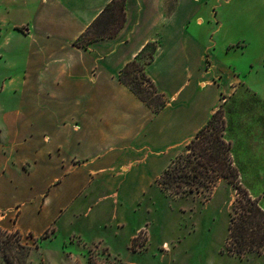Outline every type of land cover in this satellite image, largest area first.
<instances>
[{"label": "crops", "instance_id": "1", "mask_svg": "<svg viewBox=\"0 0 264 264\" xmlns=\"http://www.w3.org/2000/svg\"><path fill=\"white\" fill-rule=\"evenodd\" d=\"M110 1L36 0L8 32L23 44L0 80V96L13 95L0 98L2 230L39 237L89 217L124 227L222 102L228 114L242 100L264 102L213 53L220 10L234 0H126L117 35L78 44ZM151 41L147 74L168 98L159 112L120 80Z\"/></svg>", "mask_w": 264, "mask_h": 264}, {"label": "rangeland", "instance_id": "2", "mask_svg": "<svg viewBox=\"0 0 264 264\" xmlns=\"http://www.w3.org/2000/svg\"><path fill=\"white\" fill-rule=\"evenodd\" d=\"M27 6L33 10L36 0H0V80L9 75L7 69L13 63L21 62L13 51L23 43L7 36L28 17ZM220 12L223 28L214 36L213 53L264 93V0H234ZM2 95L3 103L4 99L12 101V93ZM221 105L217 124L223 114L241 183L264 205V102L242 100L231 114L226 112L225 101ZM236 194L225 179L210 193L184 196L159 186L143 197L138 209L130 211L124 227L112 224L110 218L89 217L63 222L58 232L49 230L44 237L0 230V264H88L103 249L112 260L127 264H264V253L240 258L224 251ZM28 246L32 247L29 254Z\"/></svg>", "mask_w": 264, "mask_h": 264}, {"label": "trees", "instance_id": "3", "mask_svg": "<svg viewBox=\"0 0 264 264\" xmlns=\"http://www.w3.org/2000/svg\"><path fill=\"white\" fill-rule=\"evenodd\" d=\"M126 15V0H111L88 30L79 36L77 43L86 47L98 38L117 35L125 25ZM157 48L158 41L147 42L135 59L124 66L120 80L142 101L159 112L167 105L168 98L146 70L147 65L155 59ZM222 109L220 105L180 154L171 160L158 182L162 188L176 196L210 193L221 179L230 182L237 194L230 210L229 235L224 251L240 258L253 253L261 255L264 253V205L259 197L252 195L241 183L233 144L225 135L227 126L223 114L220 115L221 123L217 124L218 113H222ZM46 233L48 231L43 237ZM31 250L32 247L28 246L27 254ZM110 255L107 249H103L96 257L91 256L88 264H127L112 260Z\"/></svg>", "mask_w": 264, "mask_h": 264}, {"label": "built area", "instance_id": "4", "mask_svg": "<svg viewBox=\"0 0 264 264\" xmlns=\"http://www.w3.org/2000/svg\"><path fill=\"white\" fill-rule=\"evenodd\" d=\"M225 100V99H224Z\"/></svg>", "mask_w": 264, "mask_h": 264}]
</instances>
